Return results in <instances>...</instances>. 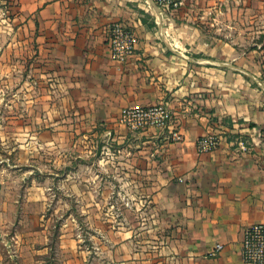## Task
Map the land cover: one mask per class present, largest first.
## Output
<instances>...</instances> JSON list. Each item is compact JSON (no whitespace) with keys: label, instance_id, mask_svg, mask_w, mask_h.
<instances>
[{"label":"crops","instance_id":"1","mask_svg":"<svg viewBox=\"0 0 264 264\" xmlns=\"http://www.w3.org/2000/svg\"><path fill=\"white\" fill-rule=\"evenodd\" d=\"M178 1L0 0V136L13 135L18 157L0 180V227L21 234L17 260L0 264H246L245 230L264 222V0ZM115 21L137 34L125 63L111 57ZM159 102L183 140L120 123L123 107ZM209 133L219 146L200 150ZM23 149L63 169L62 200L77 202L64 214L84 219L92 249L26 239L69 205L49 208L38 187L16 191Z\"/></svg>","mask_w":264,"mask_h":264},{"label":"rangeland","instance_id":"2","mask_svg":"<svg viewBox=\"0 0 264 264\" xmlns=\"http://www.w3.org/2000/svg\"><path fill=\"white\" fill-rule=\"evenodd\" d=\"M13 135L11 133H5L4 136H0V180L5 179L7 180L10 176L13 175V164L15 161L18 160L16 152L13 150V142L15 139L12 138ZM23 138V143H25V139ZM30 140V138H28ZM2 142H6V144L10 145V147L4 146ZM62 142V141H60ZM63 143V142H62ZM25 149H23L22 152V160H29L27 162L28 165L25 163L22 165L21 169L16 170L15 175L16 177L19 176L22 178L21 185H18L16 183V191L17 188H20L22 192L25 191V187L34 186L40 188L42 192H44L47 196H49V208L53 209L56 207L57 204H68V210L63 211V209L60 208V212L58 216H50L47 215L44 217L42 221H46L48 223V229L45 228L46 231L49 232H43L38 234H29L27 233L28 237H34L35 235H38V241L36 246L45 245L48 244L47 247H51V250L55 247L59 248L61 246L62 248H65V245L72 246L73 248H77L78 244H81L83 247H85L86 250L92 249L93 245V239H91V233L92 231L88 229V227L84 224V219L82 217H77L76 214H72V216H65L64 212H70L71 210L77 209V202L75 200H70L64 202L62 200V195L64 190L62 188H67V186H63L58 184L57 179L60 178L64 172L63 169H57V168H48L46 167V156L49 154H46L44 149H40L42 152H36L34 153H27L24 152ZM66 156V157H65ZM68 159V160H74L76 161L78 158L75 153L73 154H58V161ZM31 162V163H30ZM29 164H32L33 166L30 167ZM39 164H42L41 167ZM12 166V167H11ZM58 173V175H56ZM10 174V175H9ZM12 174V175H11ZM51 180L54 182L52 183H45V180ZM36 181V183H35ZM59 181V180H58ZM31 183V184H30ZM2 184L0 182V189L2 188ZM61 193V194H60ZM61 195V197H60ZM62 214V215H61ZM64 215V216H63ZM17 219V218H16ZM28 219V218H27ZM40 220V218H37ZM66 224V226L64 225ZM63 227L65 229V232H63V229L61 231L60 227ZM19 236L21 234H15L14 232H3L0 227V260H17V257L15 255V252L12 248V242L15 240V236ZM30 235V236H29ZM17 236V237H18ZM24 237V234H22ZM54 248V249H55ZM45 256V255H44ZM52 259L54 256V251H52V254L47 255ZM60 256V254H59ZM60 260V259H58Z\"/></svg>","mask_w":264,"mask_h":264},{"label":"built area","instance_id":"3","mask_svg":"<svg viewBox=\"0 0 264 264\" xmlns=\"http://www.w3.org/2000/svg\"><path fill=\"white\" fill-rule=\"evenodd\" d=\"M155 1L163 9L177 7L181 4V1L178 0ZM109 41L111 57L125 63L135 52L137 34L124 22L115 21L109 26ZM119 121L133 132L154 126L168 127L172 140L181 141L184 138L177 118L166 102L123 107L120 111ZM261 135L264 138V125ZM220 141V136L209 133L198 139V146L200 150L213 151L219 146ZM250 145L247 140L240 139L238 141L241 151L249 150ZM222 248L223 244L218 243L211 254L216 255ZM242 255L246 264H264V222L254 223L245 230Z\"/></svg>","mask_w":264,"mask_h":264}]
</instances>
